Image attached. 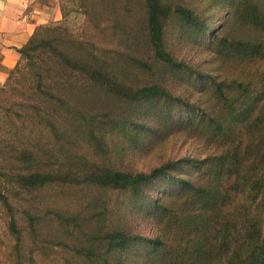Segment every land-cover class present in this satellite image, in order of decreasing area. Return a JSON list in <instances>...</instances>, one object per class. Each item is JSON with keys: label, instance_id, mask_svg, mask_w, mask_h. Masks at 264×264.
Masks as SVG:
<instances>
[{"label": "rangeland", "instance_id": "1", "mask_svg": "<svg viewBox=\"0 0 264 264\" xmlns=\"http://www.w3.org/2000/svg\"><path fill=\"white\" fill-rule=\"evenodd\" d=\"M251 1L264 15V0ZM59 2L62 19L48 25L61 24L72 34L92 37L107 60V70L118 82L132 87L160 84L172 99L127 105L109 92L94 89L86 102L78 93L74 95L77 110L90 118L80 124L76 123L78 116L74 135L52 144L45 133L41 140L37 128L34 136L30 135L36 123L22 124L24 119L19 121L15 116L20 110V97L0 93V171L9 178L19 167L12 151L16 147L34 150L39 162L42 157L58 165L66 163L70 170L104 167L137 174L182 159L198 162L199 169L182 165L170 170V174L194 188L222 186L220 207L204 214L208 226L199 243L204 240L202 250L211 254L208 264L227 263L221 226L233 228L230 234L234 249L241 237H247L242 224L252 216L264 218V29H254L243 21L228 0H162L188 6L206 20L209 30L202 33L181 26L176 18L169 20L165 29L166 49L176 60L201 74L196 77L191 71H175L152 58L143 0ZM84 4L88 14L81 7ZM237 41L262 44L261 55H238L229 48ZM139 61L148 63L150 70L142 71L137 66ZM82 103L88 107L85 109ZM48 111L54 114L51 108ZM125 117L142 125L125 124L123 129L117 128L121 133L116 131L114 124ZM42 144L50 146L45 153L41 151ZM0 180L4 182L3 191L10 188L17 225L22 231V252L33 259H26L24 264H105L102 258L111 262L123 259L124 264H177L183 261L173 260L177 250H193V236L183 231L179 219L174 223L170 218L171 225L166 218L162 222L152 216L154 202L177 216L189 217L196 211L197 197L182 185L157 180L140 194L89 184L53 185L24 195L11 191L12 186L6 187L5 178ZM24 210L41 215V223L37 224L41 231L40 249L28 237ZM52 211L58 212L60 219ZM118 228L149 241L160 238L165 243L166 256H162V261H152L149 241L136 242L107 255L94 238ZM78 230L84 234L79 235ZM90 244H94V254L86 258L77 254L78 248ZM14 246L0 205V264H15ZM149 258L152 259L148 261Z\"/></svg>", "mask_w": 264, "mask_h": 264}, {"label": "trees", "instance_id": "2", "mask_svg": "<svg viewBox=\"0 0 264 264\" xmlns=\"http://www.w3.org/2000/svg\"><path fill=\"white\" fill-rule=\"evenodd\" d=\"M143 2L146 9V34L152 51V58L175 71H191L197 75L196 77L200 76L199 72L190 70L183 62L176 60L166 49L165 29L169 20L176 18L183 27L198 29L199 33L206 32L209 27L205 18L196 13V10L182 4H169L162 2V0H143ZM228 3L247 24L254 29H264V15L259 10L256 2L251 0H228ZM81 7L85 9V11L83 10L84 14H88L86 11L88 7L85 4ZM262 47V44L259 43L240 41L229 45V48L238 55L251 53L253 56H260ZM18 53L20 54V60L9 71L6 82L0 87V93L14 94L20 97L17 103L20 110L15 116L19 121L24 119L22 124L33 125L36 123L32 130L29 129L30 135L32 136L35 133L34 129L37 128L38 133L41 134V140L45 138V133L52 144L63 138L69 139V137H72L76 123L87 122L90 118L89 115H80L79 109L77 110V101L74 99V95L78 93H82L84 102H86L90 92L94 89L99 92H109L122 99L127 105L144 102L152 104L160 100L168 102L172 99L165 87L160 84L132 87L124 81L118 82L114 75L107 70V60L101 50L96 47L94 39L86 35L72 34L61 24L37 27L28 43L19 49ZM137 66L144 72L149 71L151 68L148 63L142 61H139ZM81 97L79 103H81ZM81 105L85 109L88 107L87 103ZM49 108L54 111L53 115L48 111ZM78 116H80L79 121L75 123L74 121L78 120ZM127 117H130V115ZM127 117L116 121V125L114 124L116 131L119 130L117 128L123 129L125 124H130V126L142 125L128 120ZM71 127H74V130L70 131ZM115 128H111V131H114ZM119 132L121 133L120 130ZM45 146L47 145H41V151H44V153L50 147ZM12 151L15 155L14 161L19 167L13 174H9V178L7 177L8 174L0 171V178H5L6 187L12 186L13 190L11 191L22 192L24 195L53 185L89 184L116 191H129L133 194L142 193L145 188L154 184L157 180H163L167 185H182L184 190H191L197 197L198 202L194 206L196 211L190 214L189 217L185 214L177 216L173 210L160 207L154 202L152 204V216L162 222L166 218L170 224V218L174 220V223L176 219H179L183 223V231L193 236L194 242L192 244L194 245L190 241L192 251L179 249L175 252L173 260L176 262L180 261L178 260L180 258L183 260L177 264H195L194 261L198 264H208L211 261V254L202 250L204 240L201 243H199V240L204 234L205 226H208L204 214L215 210L217 207L219 208L221 205L223 198L222 186L211 184L194 188L186 180L175 178L170 174V170L179 168L182 165H193L199 169L198 162L182 159L176 162H168L148 173L132 174L104 167L86 171L74 168L70 170L68 166L66 167V163L58 165L53 161L44 160L42 157L39 162L37 153L30 148L16 147ZM53 164L57 165V168ZM218 167H220L219 163ZM173 181L177 183H172ZM3 188L4 182L0 180V205L7 218V230L14 239L15 264H24L26 259L32 262V257L27 258L22 252V231L17 225L16 210L9 195L10 188H5L4 191ZM263 190L264 185L261 191ZM261 202L263 205V201ZM23 213L28 224V237L35 248L40 249L41 246H39L38 241L41 240V231L38 230L37 224L41 223V215L28 210H24ZM52 213L54 217L60 219L58 212L52 211ZM253 217L248 218L242 224L243 230L247 232V237L243 236L239 239V244L234 248L235 250L231 249L233 240L230 232L233 228L228 225H224V228L221 226L223 235L221 243L222 248L226 247L224 256L228 261L227 263L221 261L219 264H264V218L261 220L259 216H256L259 218ZM221 229L218 231H221ZM77 233L79 235L84 234L79 230ZM94 241L101 243L105 248V253L110 255L125 250L136 242H147L149 240L129 234L127 231L118 228L114 231L102 232V235H96ZM149 243L152 246L151 255H153V259L149 258L148 261L151 259L153 261L155 258L162 261L164 258L162 256L167 251L165 249L164 252L165 243L160 238L150 240ZM93 246L94 244H90L89 247L86 245L78 248L77 254L86 258V255L94 254ZM179 255L181 256L178 257ZM183 255L187 259L184 260ZM88 260L90 259L88 258ZM97 261H100V258ZM102 262L105 264H124L123 259H116L111 262L107 258H102Z\"/></svg>", "mask_w": 264, "mask_h": 264}, {"label": "crops", "instance_id": "3", "mask_svg": "<svg viewBox=\"0 0 264 264\" xmlns=\"http://www.w3.org/2000/svg\"><path fill=\"white\" fill-rule=\"evenodd\" d=\"M60 0H0V87L39 26L61 21Z\"/></svg>", "mask_w": 264, "mask_h": 264}]
</instances>
